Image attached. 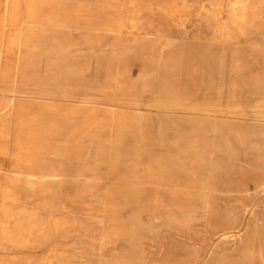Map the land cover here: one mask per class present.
<instances>
[{
	"label": "rangeland",
	"instance_id": "rangeland-1",
	"mask_svg": "<svg viewBox=\"0 0 264 264\" xmlns=\"http://www.w3.org/2000/svg\"><path fill=\"white\" fill-rule=\"evenodd\" d=\"M255 176L264 0H0V264H192ZM256 187L206 264H264Z\"/></svg>",
	"mask_w": 264,
	"mask_h": 264
},
{
	"label": "bare ground",
	"instance_id": "bare-ground-1",
	"mask_svg": "<svg viewBox=\"0 0 264 264\" xmlns=\"http://www.w3.org/2000/svg\"><path fill=\"white\" fill-rule=\"evenodd\" d=\"M184 178H187L189 181L194 180L192 175L189 173H182ZM200 176V175H199ZM199 180H202V176L198 177ZM211 185L215 186L213 179H209ZM172 184V183H171ZM239 188L235 190L238 194L230 196L231 209L230 212L233 214L228 221L219 223L217 225H212L207 230L206 234H203L200 239L197 240V257L192 260V264H206L210 257L216 252H229L236 251L239 245V242L233 239L234 235L231 234V230L238 229L241 226V222L246 214L247 210L244 208V203L247 198V194L250 191L256 189V185H264V179H261L260 176H255L252 178L242 179L239 183ZM181 192V191H180ZM208 192V191H207ZM180 195V194H178ZM235 201V202H233ZM186 241V240H184ZM196 241V238L194 239ZM186 242H190L187 240ZM107 242H100V247L105 246ZM196 244V242H195ZM199 259H202L199 262Z\"/></svg>",
	"mask_w": 264,
	"mask_h": 264
}]
</instances>
